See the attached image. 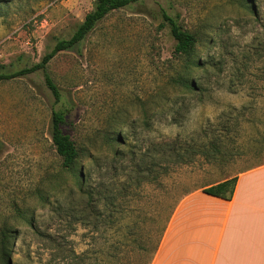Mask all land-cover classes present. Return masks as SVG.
<instances>
[{
  "label": "rangeland",
  "instance_id": "374dc122",
  "mask_svg": "<svg viewBox=\"0 0 264 264\" xmlns=\"http://www.w3.org/2000/svg\"><path fill=\"white\" fill-rule=\"evenodd\" d=\"M93 2L0 0V70L40 62L55 40L71 37ZM162 10L196 36L190 55H173L175 41L162 25ZM262 26L264 0H143L108 13L78 47L47 63L46 72L63 96L60 103L42 70L0 81V240L4 234L13 245L11 264H78L69 250L76 255L88 250L87 262L94 264L99 248L108 251V225L97 236L81 219L78 186L90 154L98 158L94 181H106L115 190L139 156L163 139H179L189 150L208 145L220 132L224 158L211 162L189 156L192 161L166 181L168 187L178 184L168 205L264 163L252 150V144L264 141ZM253 45L262 58L257 59ZM233 56L242 78L230 85L237 68ZM184 73L196 91L179 87L176 78ZM65 102L70 114L63 130L80 152L70 171L62 167L50 138L51 112ZM116 134L129 145L118 159L108 147ZM130 190L143 208L146 229L164 190L158 183ZM68 197L75 208L72 224ZM168 211L160 214L161 222ZM46 234L58 235L54 239L61 248L54 250ZM0 264H5L1 251Z\"/></svg>",
  "mask_w": 264,
  "mask_h": 264
},
{
  "label": "trees",
  "instance_id": "16d2710c",
  "mask_svg": "<svg viewBox=\"0 0 264 264\" xmlns=\"http://www.w3.org/2000/svg\"><path fill=\"white\" fill-rule=\"evenodd\" d=\"M143 0H94L92 10L87 13L75 32L68 39L55 40L54 46L46 53L40 62L33 64L30 67H25L19 70L11 72H3L0 70V81L14 79L22 77L29 73H33L37 70H42L44 73V80L47 88L50 90L55 103L63 101V96L53 82L51 77L46 72L47 63L59 52L70 50L74 47H78L85 37L93 30L95 25L101 21L108 13L118 10L130 8L134 4H139ZM253 17L257 19L255 9L252 11ZM163 24L168 26L170 34L175 41V47L173 55L176 57L188 56L192 52L197 43L196 36L184 30L178 23L177 17L171 16L165 10L161 12ZM264 29V26H262ZM257 55V59L262 56L257 52V46H252ZM224 54L225 56H231ZM232 63L237 68L233 69V77L230 85H233L239 78H242L240 70L237 65L236 58L233 56ZM201 66V64H199ZM198 65V66H199ZM209 66H213L211 63ZM0 68H3L0 66ZM179 87L183 90L196 91L197 86L194 82H190L187 78V74H179L176 78ZM231 87V88H230ZM232 89V86H229ZM64 105L58 109L53 110L50 116V138L52 146L56 155L61 160L62 167L70 171L75 162L80 156V152L75 142L70 136L64 132L63 125L70 114V109L67 105ZM214 134V133H213ZM223 136L220 132L216 133L213 140L205 145V143L195 144L191 149L183 148V142L179 139H163L155 148H148L140 156L139 161L133 165L130 174L125 176L122 182L118 184L117 189L113 190L111 184L106 181H94L93 166L97 162V157L94 155L88 156L87 169H81L80 181L78 186V194L84 201V207L82 209L83 220L86 227L91 225V233L96 232L97 236H103L102 225H108L110 232V245L107 247V252L103 247L99 248L95 253L100 256L97 257L94 264H150L162 239L164 231L170 220L171 214L174 211L179 200L185 195H180L172 205H168L170 198L177 190V186L173 185L168 187L166 181L171 178L173 172L182 165L188 164L195 159L196 156H201L207 161H217L219 158H224L226 155L225 149L222 147ZM2 143L0 141V150ZM108 147L112 148V158H120L123 156L124 149H129L128 141L116 134L110 136L108 140ZM252 150L256 152L260 160L264 161V141L252 144ZM189 159H188V158ZM264 163H260L262 165ZM258 165V166H259ZM237 176L232 178H225L224 180L210 184L205 188H202V192L221 198L224 200H230L233 196L234 187L236 184ZM158 183L164 192L159 200V207L154 216H151L149 221V227L144 228L141 225V213H144L143 208L139 207L140 201L136 200L135 195L130 189L136 187L150 186ZM71 197H68L66 203L67 213L69 214L70 223L75 222L74 212L75 208L72 203ZM158 204V203H157ZM168 208L166 216L162 220L159 216L163 211ZM156 227V228H155ZM40 235L39 232L35 233ZM56 234H46V241H49L54 250L61 248V244L57 243L54 239ZM13 245L9 242V237L2 235L0 240L1 256L5 264H11L10 255ZM63 249L60 251L62 253ZM72 256L77 257L78 264H89L87 262V251H84L78 255L73 250H69Z\"/></svg>",
  "mask_w": 264,
  "mask_h": 264
},
{
  "label": "crops",
  "instance_id": "0c3cea01",
  "mask_svg": "<svg viewBox=\"0 0 264 264\" xmlns=\"http://www.w3.org/2000/svg\"><path fill=\"white\" fill-rule=\"evenodd\" d=\"M150 264H264V164L237 175L230 200L184 195Z\"/></svg>",
  "mask_w": 264,
  "mask_h": 264
}]
</instances>
